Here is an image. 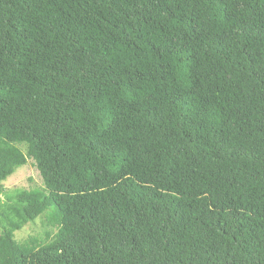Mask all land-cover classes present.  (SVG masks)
Returning <instances> with one entry per match:
<instances>
[{
	"label": "trees",
	"instance_id": "trees-1",
	"mask_svg": "<svg viewBox=\"0 0 264 264\" xmlns=\"http://www.w3.org/2000/svg\"><path fill=\"white\" fill-rule=\"evenodd\" d=\"M0 226V264H264V0H0Z\"/></svg>",
	"mask_w": 264,
	"mask_h": 264
},
{
	"label": "rangeland",
	"instance_id": "rangeland-1",
	"mask_svg": "<svg viewBox=\"0 0 264 264\" xmlns=\"http://www.w3.org/2000/svg\"><path fill=\"white\" fill-rule=\"evenodd\" d=\"M26 151V146H23ZM5 191L8 195H13L19 189H33L44 187V179L33 158L28 159V163L18 167L4 182ZM2 197H5L2 195ZM52 210V209H51ZM48 211L47 213H49ZM3 230L0 226V232ZM56 227L48 225L47 216H40L35 221L27 223L22 229L17 230L16 237L23 241L30 235H37L44 241H49L47 233L54 234Z\"/></svg>",
	"mask_w": 264,
	"mask_h": 264
}]
</instances>
